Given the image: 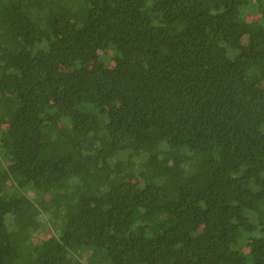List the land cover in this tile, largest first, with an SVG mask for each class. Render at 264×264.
<instances>
[{"label":"trees","instance_id":"trees-1","mask_svg":"<svg viewBox=\"0 0 264 264\" xmlns=\"http://www.w3.org/2000/svg\"><path fill=\"white\" fill-rule=\"evenodd\" d=\"M0 264H264V0H0Z\"/></svg>","mask_w":264,"mask_h":264},{"label":"rangeland","instance_id":"rangeland-1","mask_svg":"<svg viewBox=\"0 0 264 264\" xmlns=\"http://www.w3.org/2000/svg\"><path fill=\"white\" fill-rule=\"evenodd\" d=\"M44 218L46 219L48 225L51 227L52 231L57 235L60 231V218L46 213H44Z\"/></svg>","mask_w":264,"mask_h":264}]
</instances>
